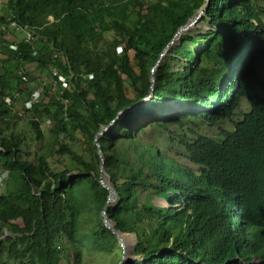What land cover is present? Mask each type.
I'll return each mask as SVG.
<instances>
[{"label": "trees", "instance_id": "obj_1", "mask_svg": "<svg viewBox=\"0 0 264 264\" xmlns=\"http://www.w3.org/2000/svg\"><path fill=\"white\" fill-rule=\"evenodd\" d=\"M208 1L203 21L210 32L178 36ZM255 2L9 0L1 7L0 26L14 22L34 37L28 42L19 30L21 36L10 42L0 31V176L8 173L7 192L0 193V264H70L68 247H75L74 264H82L84 248L119 250L102 218L110 192L100 182L95 141L138 105L99 138L118 195L108 207L116 230L137 232L124 219L133 207L153 223L154 240L137 232V258L124 264H264V97L251 88L258 79L256 60L264 57V17ZM177 38L181 47L173 46ZM163 54L153 86L152 70ZM43 75L51 82L40 102L25 109L33 82L42 84ZM259 85L264 91V81ZM16 94L22 95L26 117L17 112ZM244 101L250 111L236 122ZM141 113L142 121L132 124ZM25 118L38 142L46 138V123L56 141L50 150L61 145L57 153L69 155L84 172L70 178V170L52 169L50 150L29 151L15 130ZM189 122L219 132L189 135ZM228 122L231 129L225 128ZM70 128L86 138L92 161L58 143ZM150 129L168 134L169 150L145 140ZM141 192L165 198L170 207L151 200L140 207ZM85 211L97 216L87 236Z\"/></svg>", "mask_w": 264, "mask_h": 264}, {"label": "rangeland", "instance_id": "obj_2", "mask_svg": "<svg viewBox=\"0 0 264 264\" xmlns=\"http://www.w3.org/2000/svg\"><path fill=\"white\" fill-rule=\"evenodd\" d=\"M9 0H0V13H4L1 7H3ZM254 6L259 10V13L264 17L263 11H264V0H256L254 3ZM208 9V8H207ZM201 11V10H200ZM200 17L197 20V23L195 26L189 29V31L186 32H194V33H199L200 35H203L204 33L210 32V27L209 25L205 24L203 21V18L205 17V12L201 11ZM199 14V13H198ZM197 14V15H198ZM12 23V22H11ZM10 22L7 24H4L6 26V29L3 31L4 35L8 36V41L16 40L18 39V36H21L20 32H14L10 29ZM185 33V32H184ZM114 37L113 34H110L107 36V39L111 40ZM175 45H178L181 47V41L177 38L174 42ZM189 47H193L191 44H188ZM245 47L246 44H245ZM134 54L131 53V57L133 58ZM0 59H1V54H0ZM166 59V55L163 56L162 61L158 68L155 70V78L157 79V73L159 71L160 66L163 64V62ZM178 67L177 64H175V68ZM32 72H36L37 70L35 69L34 66H29L28 67ZM255 70L258 74V79L253 78L254 81H251V88L252 92L255 94H258L261 97H264V91L261 90L259 81H264V57H259L256 60L255 63ZM38 75V73H34ZM42 84H39V82H33V87L34 92L35 90H39L41 87L44 86L45 83L51 82V78H47L46 76H41L40 77ZM30 83V82H29ZM156 83V82H155ZM128 91L132 93V89L130 88L129 84H127ZM147 102V101H146ZM17 112L20 113L21 116L26 117L27 115H24V108H23V102H19L16 104ZM138 107L136 111H138ZM135 111V112H136ZM250 111V104L247 101H244L242 104V107L240 109V112L238 116L235 118L236 122L241 119V114L248 113ZM142 115L138 118H134L133 121H131L132 124H134L137 121H142L144 118V114L141 113ZM28 118V117H27ZM29 120L28 119H23L19 121L15 125V130L17 133L21 134L25 138V142L27 144V148L31 152H48L50 148L56 143L55 138L53 134L50 132L49 127H47V124L45 123L43 125V129L46 135V138L42 142H38L36 140V136L34 135L31 126L28 124ZM233 127V124L228 122L225 125V128L231 129ZM172 131L177 130L176 128H171ZM184 130L187 131L189 135H192L193 132H200L203 135H217L219 132V128H210L205 124H201L199 122H189L187 123V126L184 128ZM179 131H182V129H179ZM104 136V135H103ZM168 134L167 133H162L161 131H156L150 129L148 132L147 138L145 139L148 142H154L157 146L161 147L163 150H169V144L167 142ZM58 143L67 145L69 148L75 152L76 154L84 157L86 161H92V153L90 151V146L86 142V138L80 134L76 133L73 128H70V131L68 134H63L59 137ZM57 143V144H58ZM61 145H56V148L51 149L50 151L52 152V156L49 159V163L52 167V169L59 173L63 172L65 170H70L71 171V176L70 178H74L80 175V173L84 172V168L79 166L69 155L67 154H59L57 153V150H59V147ZM8 175L5 174L3 178H0V183H3V179H5ZM8 178V177H7ZM106 182L110 180L108 176H105ZM0 191L1 192H7V187L0 185ZM0 192V193H1ZM139 206H143L146 202L151 200V204H154L157 207L160 208H166L167 203L165 198H159L155 195H149L147 192H141L139 193ZM118 202L115 201L112 203L111 206L116 205ZM170 206V205H169ZM97 216L95 213H92L90 211H85L84 212V217L82 218V234H85V236L89 235L92 231V228L96 222ZM124 219L126 222L132 224L136 229L137 232L140 233L143 236H146L148 241H153L155 238V234L152 233L153 229V223L152 221L146 217V215L137 212L135 207L132 209H129L127 213L124 214ZM114 223V222H113ZM115 224V223H114ZM121 235L125 236L124 241H125V250L122 249L120 242H116L117 245L119 246V250H116L114 254H108V253H99L95 251H91L87 248H84V260L82 264H117L118 260L121 258L122 264L128 259H135V250L136 246L138 243V238L137 235L138 233H129V232H122L119 231ZM121 248V249H120ZM67 251L69 254L70 258V264H74L75 260V253L76 251L74 250L75 247L71 248ZM123 259H125L123 261ZM120 262V264H121ZM65 264V263H63Z\"/></svg>", "mask_w": 264, "mask_h": 264}, {"label": "water", "instance_id": "obj_3", "mask_svg": "<svg viewBox=\"0 0 264 264\" xmlns=\"http://www.w3.org/2000/svg\"><path fill=\"white\" fill-rule=\"evenodd\" d=\"M210 3L208 1V3L206 4L205 8L201 9V11H205L207 10V8L209 7ZM201 11H199V14L194 16L187 25L183 26L179 32H178V36H180L181 34H183L184 32L188 31L190 28H192L193 26H195V24L197 23V20L200 17V13H202ZM168 49V48H167ZM167 52V50H166ZM164 56V54H163ZM161 61H158L156 67L152 70V76H151V81L153 86L155 85L156 82V78H155V70L158 68V66L160 65ZM151 91H153V87L151 89ZM137 109V106L132 107L129 110H126L124 112H122L119 117L114 120L113 122H111L107 127L103 128V130L97 135L96 137V141H95V145H97L99 147V154L101 155V159H102V165H101V178H100V182L103 185L104 188H106L109 192V198H108V204L105 207V209L102 212V218H103V222L104 225L113 232V234L117 237L118 241L121 244V247L123 250H125V241L123 240V238L121 237V234L119 231L116 230L115 228V224L113 223V221L111 220V218L108 215V207L110 205H112V203H114L115 201H117V192L115 190V188L113 187L111 180H108V182H106L105 180V176H108L105 170V162H104V155H103V149L101 147V145L99 144V138L101 136H103L107 131L112 130L115 126H117V124L125 119L126 117H128L129 115H131L132 113H134ZM75 178V177H74ZM7 234L5 235V237L3 238L6 239ZM125 259H123L124 261ZM122 263V262H121Z\"/></svg>", "mask_w": 264, "mask_h": 264}, {"label": "built area", "instance_id": "obj_4", "mask_svg": "<svg viewBox=\"0 0 264 264\" xmlns=\"http://www.w3.org/2000/svg\"><path fill=\"white\" fill-rule=\"evenodd\" d=\"M10 29L12 30V31H19V30H22V31H24L25 32V34H26V38H27V41L28 42H30V41H32L33 40V37H34V34L32 33V32H30V31H28V30H24L23 29V27L22 26H18L16 23H14V22H12L11 24H10ZM6 29V26L5 25H2V26H0V31H4ZM11 49H14V50H16L17 49V47H16V45H12L11 46ZM52 69H54L55 71H54V74L55 75H59V80L62 82V86L64 87V88H68V82L66 81V78L62 75V74H60V72H59V70L58 69H56V68H52ZM19 75L20 76H23V75H21L20 73H19ZM23 81H25L27 78L25 77V76H23ZM45 92V84H44V86L43 87H41L39 90H37V91H35V92H33L32 93V97H31V99L30 100H28L25 104H24V106H25V109H31V108H33L34 107V105L36 104V103H38V102H40V100H41V97H42V95H43V93ZM18 96V95H17ZM7 103H11V99L10 98H7Z\"/></svg>", "mask_w": 264, "mask_h": 264}, {"label": "clouds", "instance_id": "obj_5", "mask_svg": "<svg viewBox=\"0 0 264 264\" xmlns=\"http://www.w3.org/2000/svg\"><path fill=\"white\" fill-rule=\"evenodd\" d=\"M53 18H51V20H52ZM10 45V48H11V46L12 45H15V44H9ZM118 52H120V49L118 50ZM91 78V77H90ZM45 85H47V83H45ZM35 91H37V90H35ZM34 92V91H33ZM18 95V96H17ZM22 95H19V94H16V96H15V98H16V102H15V105L16 104H18L21 100H22ZM151 96H149L148 98H146L145 100H144V102H146V101H148L149 100V98H150ZM8 98H10V97H8ZM11 99V103L13 102V100H12V98H10ZM7 100V99H6ZM24 101V100H23ZM7 102V101H6ZM27 102V101H26ZM26 102H24V104L26 103ZM10 103V104H11ZM65 105H66V107H68L69 105H70V100H67L66 102H65ZM139 106V105H138ZM137 106V107H138ZM131 109V108H130ZM135 113V112H134ZM133 114V113H132ZM130 116V115H129ZM108 132V131H107ZM106 170V169H105ZM5 174H7L8 175V173H4V174H2L1 176H0V178H3V176L5 175ZM108 175V174H107ZM109 177V176H108ZM7 179V177L5 178V179H3V181L4 180H6ZM5 182V181H4ZM4 182L3 183H0V185H3L4 186ZM117 200H118V195H117ZM166 203H168V201H166ZM169 204V203H168ZM111 206V205H110ZM167 207H170V206H167ZM118 231V230H117Z\"/></svg>", "mask_w": 264, "mask_h": 264}, {"label": "bare ground", "instance_id": "obj_6", "mask_svg": "<svg viewBox=\"0 0 264 264\" xmlns=\"http://www.w3.org/2000/svg\"><path fill=\"white\" fill-rule=\"evenodd\" d=\"M201 15V14H200ZM189 31V30H188ZM33 32V31H32ZM72 84V83H71ZM57 85V84H56ZM59 86V85H58ZM61 86V85H60ZM61 88L62 87H60V90H61ZM63 89V88H62ZM114 186V185H113ZM168 204V203H167ZM168 206V205H167ZM121 237L123 238V240H124V238H125V236H123V235H121Z\"/></svg>", "mask_w": 264, "mask_h": 264}, {"label": "crops", "instance_id": "obj_7", "mask_svg": "<svg viewBox=\"0 0 264 264\" xmlns=\"http://www.w3.org/2000/svg\"><path fill=\"white\" fill-rule=\"evenodd\" d=\"M1 192V191H0ZM1 193H3V192H1Z\"/></svg>", "mask_w": 264, "mask_h": 264}]
</instances>
